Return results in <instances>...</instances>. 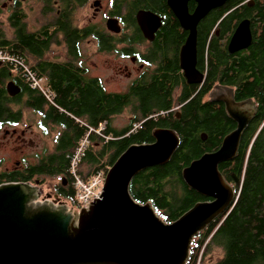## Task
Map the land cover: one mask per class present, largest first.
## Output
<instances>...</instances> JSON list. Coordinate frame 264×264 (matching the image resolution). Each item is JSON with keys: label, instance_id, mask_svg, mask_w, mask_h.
I'll list each match as a JSON object with an SVG mask.
<instances>
[{"label": "trees", "instance_id": "1", "mask_svg": "<svg viewBox=\"0 0 264 264\" xmlns=\"http://www.w3.org/2000/svg\"><path fill=\"white\" fill-rule=\"evenodd\" d=\"M152 1L136 0V8L163 10L161 0ZM244 1L231 0L224 8L213 12L209 16L207 32L229 12L219 24L224 33L222 36L227 34L228 37L229 26L234 27L242 18L248 17L253 22L254 42L244 51L229 54L225 44L221 43L224 37L210 40L206 33L200 39L201 62L208 66L207 78L201 87L183 98L185 101L199 92L184 105L180 119L174 114L170 117L161 114L173 106L175 89L172 85L156 83L135 87L127 93H110L95 79L78 77L71 67H56L52 76L55 82L50 81L48 86L53 103L47 100L53 107L49 121L61 129L55 136L53 154L42 160V167L34 166L29 171L9 175L0 171V184L31 183V178L47 176V168H52V174L61 179V184L56 187L57 195L75 204L73 179L70 177L67 188L63 187V169L59 168L69 169L70 157L88 130L80 122L95 128L106 122L104 134L110 137L102 140L91 136L92 144L78 167L84 179L97 171L105 174L129 146L153 142L154 129L168 128L175 131L180 140L176 153L168 164L140 172L132 180L129 190L137 202L150 203L161 219L172 223L196 203L209 200L184 183L182 170L203 154L216 151L223 138L236 128L223 108L214 106L212 110L211 104L202 102L203 96H207L214 85L230 86L237 101L251 99L255 102L257 114L244 131L235 158L219 165L221 174L235 191V202L227 213L216 218L193 239L186 264H264V9L263 3L258 2L254 9H249L246 4L241 5ZM33 45L34 38L30 34L18 32L6 38L0 31V51L9 56L24 58L30 55ZM25 64L29 65L27 61ZM136 103L143 110L135 109L137 112H133L127 127L114 128L112 117ZM142 120V125L134 128ZM202 133L207 136L205 141ZM215 248L222 251V256L213 263H205V257Z\"/></svg>", "mask_w": 264, "mask_h": 264}, {"label": "water", "instance_id": "2", "mask_svg": "<svg viewBox=\"0 0 264 264\" xmlns=\"http://www.w3.org/2000/svg\"><path fill=\"white\" fill-rule=\"evenodd\" d=\"M190 15L186 0H168L169 7L190 34L181 48V67L188 82L198 75L196 24L210 10L230 0H196ZM146 37L160 25L150 12L137 15ZM155 22V24H154ZM154 24V26H152ZM116 20L109 29L118 31ZM252 43L248 19L236 27L228 52L246 49ZM211 98L225 105L236 128L220 147L193 160L182 170L184 183L209 200L196 203L180 218L166 223L150 203H139L130 194V184L140 172L168 164L179 147V137L168 128L152 131L153 142L129 146L105 174L102 194L88 209L74 211L57 195L41 200L36 185L25 182L0 184V264H186L193 239L235 202V191L219 165L232 161L242 135L256 114L251 99L237 102L233 89L217 86ZM206 135H202V140Z\"/></svg>", "mask_w": 264, "mask_h": 264}, {"label": "flooded vegetation", "instance_id": "3", "mask_svg": "<svg viewBox=\"0 0 264 264\" xmlns=\"http://www.w3.org/2000/svg\"><path fill=\"white\" fill-rule=\"evenodd\" d=\"M161 1L164 3V8L163 10L161 9L162 14L160 13L161 11H153L155 8H136V0H0V26L7 23L12 33L24 32L33 36L34 45L32 52L22 59L24 62L31 61L30 66H28L41 79V88L43 90L49 91V82L55 80L52 76L55 75L56 67L59 68L60 66L71 67L77 72L78 77L83 80L95 79L105 88L100 76L88 75V69L81 59V43L86 40H92L96 47L95 54L105 57L104 60L107 59L105 61L106 65L114 70L113 75L110 77L113 83L119 79L126 81L125 83H118L120 85L124 84L125 87L122 91H108L105 88L107 92L127 93L135 87L156 83L172 85L175 89L174 100L171 103L173 106L170 110L161 114L168 117L174 114L177 119H180L184 105L193 96H197L199 92L197 94L194 93L185 101H183V98L189 95L196 87H201L207 78L208 66L207 64L203 66L201 62L200 39L204 38L206 33L210 40L213 37H224L225 39H222L221 43L225 44L224 48L229 53L228 43L238 24L248 19L252 32L253 22L248 17L242 18L234 27L233 25L229 26L230 34L228 37L227 34L222 36L224 33H222L223 30L219 24L229 14V12H226L220 18L218 24L207 32L209 16L213 12L224 8L231 0L220 8L210 10L201 18L195 26L197 39L195 69L198 75L194 77V80H200L201 82L190 83L181 67V48L185 44L190 31L182 26L169 7L168 0ZM256 2L259 4L263 3L264 9V0H246L241 5L246 4L249 9H254ZM186 5L188 13L192 15L198 6V2L196 0H186ZM81 8H88L92 16L84 25L75 24L74 20V14ZM140 12H150L159 18L160 25L154 32L153 39L147 38L138 24L137 15ZM258 14L259 12L255 16ZM30 16L32 17V22H30ZM110 20H116L118 31L109 29L108 22ZM29 22L33 27L30 30L28 29ZM259 34H256V36H259ZM175 38L180 40L177 42ZM254 38L255 36L252 32V43ZM56 44H60L63 47V51L59 52L57 58H55V52L51 49ZM221 48L224 49L223 45ZM95 68H98V64L95 65ZM217 86L226 85H214L207 96H203L202 102L211 104L212 110L214 106L216 109L223 108L226 113L225 105L221 102H214L211 98ZM179 97L181 98L179 99ZM38 106L41 108L38 109L39 111L36 109ZM138 107L139 103H136L134 106L130 104L124 109H130L131 113L137 112L136 110L138 109V111L143 110ZM51 108L53 107L48 103L41 89L32 88L19 67L10 61L0 60V152L10 150L15 156V158L10 159L6 167H4L5 161H7L6 158L0 157V171L3 174L9 175L29 171V168L34 166L42 167V160L50 158L53 154L54 149L50 151L45 145L40 147L34 141L33 133L30 131L31 125L27 123L23 125V110L30 109L39 117L37 122L39 131L46 135L49 125H54L49 121V116L53 115ZM234 124L236 125V123ZM8 137L15 138V140L8 144ZM30 143H35L33 148L38 149L37 152L30 154L26 151ZM59 169H63V172H61V176L64 178L63 187L67 188L68 180L71 177L70 173L68 174L69 169L67 170L65 166ZM51 170L52 168H47V176L41 175V178H56ZM41 180L43 179L34 176L30 181L32 185L38 187V191L41 193L40 199H43L46 194L42 193L43 183H41ZM56 195L55 189V194L52 196Z\"/></svg>", "mask_w": 264, "mask_h": 264}, {"label": "rangeland", "instance_id": "4", "mask_svg": "<svg viewBox=\"0 0 264 264\" xmlns=\"http://www.w3.org/2000/svg\"><path fill=\"white\" fill-rule=\"evenodd\" d=\"M91 16V11L88 8H81L78 9L76 11V13L74 14V20H75V24L78 25H84L88 19H90ZM101 18L103 19V17L101 16ZM30 22H32V17L30 16ZM29 22V23H30ZM32 24L30 23L29 25V30L32 29ZM1 31L4 33L6 38H11L12 37V30L8 27L7 23L0 26ZM52 51L55 52V58H57L59 56V52L63 51V47L60 44H56L54 45L52 48ZM96 52V47L95 44L92 40H86L84 42L81 43V53H82V60H83V64L87 67V72L89 76H100L102 78V81L104 82V86L108 91H116V92H120L124 89V84H118V83H125L126 81L119 79L118 81H114L110 78L111 75H113L114 70L110 69L107 65H106V60L105 57H100L97 56L95 54ZM9 55V54H7ZM18 59H20L21 61H23L22 58L18 57ZM11 62V61H10ZM14 63V62H12ZM24 65L25 62L23 61ZM29 65L31 64V61H28ZM15 64V63H14ZM98 64V68H95V65ZM16 66H18L17 64H15ZM30 70H32L28 64L26 65ZM21 66H19L20 68ZM22 68V67H21ZM20 68V70H21ZM22 71V70H21ZM33 71V70H32ZM34 72V71H33ZM133 119V113H131L130 109L126 108L123 110L122 113L115 115L112 117V125L114 128L116 129H122L125 128L129 125L130 121ZM39 121V117L38 115L34 114L33 111H31L30 109H24L23 110V125L24 124H29L31 125L30 127V131L33 133L34 136V141L40 146L42 147L43 145H45L46 147L49 148L50 151H52V149H54V145H55V136L60 132V127L55 126V125H49L48 127V133L42 134L39 131V128L37 127V122ZM77 121L79 122V120L77 119ZM142 121H139L138 123L135 124V126H141L142 125ZM106 123V122H103ZM101 123V124H103ZM96 136V135H95ZM83 138V137H82ZM81 138V139H82ZM80 139V140H81ZM15 140V138L12 137H8L7 138V143H12ZM79 144V142H78ZM12 145V144H11ZM35 146V143L33 144H29L28 145V149L26 150L27 152H29L30 154L35 153L38 151V149H34L33 147ZM77 148V147H76ZM3 156L6 158L7 161H5L4 167H6L8 165V163L10 162V159L15 158L14 154L10 151V150H5V151H1L0 152V157ZM82 170L84 172H86V167L82 168ZM43 179L41 180L43 183L42 184V193H45L46 195H44L43 199L44 200L47 198L48 195H53L55 194V189L56 187L61 184V179L56 177V178H48V177H44V178H40ZM53 197V196H52ZM62 200V199H61ZM63 202H65L69 208L73 209L74 211L79 210L76 204H71L69 202H66L65 200H62ZM222 256V251L219 248H215L211 251V253H209L206 257H205V263H213L215 262L218 258H220Z\"/></svg>", "mask_w": 264, "mask_h": 264}, {"label": "built area", "instance_id": "5", "mask_svg": "<svg viewBox=\"0 0 264 264\" xmlns=\"http://www.w3.org/2000/svg\"><path fill=\"white\" fill-rule=\"evenodd\" d=\"M0 60H7L14 62L18 66H21V70L25 79L28 81L32 88H39L43 92L44 96L50 103H53V95L48 93L47 91L41 88V79L36 76L35 72L30 70L26 65H24L23 61L18 59V57L9 56L4 52H0ZM80 122V121H79ZM81 126L88 127V131L85 136L79 141L77 148L73 152L70 157V167L69 173L73 179V186L76 190L75 194V204L77 205V211L81 209H88L91 203L94 202V199H98L102 194V188L104 184L105 174L102 171H97L92 174L89 178L84 179L78 172L79 164L81 163L82 158L85 156L86 151L90 148L92 144V140L90 136L99 135L102 136V133L106 129V123L100 124L98 128H94L85 124L84 122H80ZM138 126H134L137 128ZM110 139L107 137L106 140ZM74 209V208H73Z\"/></svg>", "mask_w": 264, "mask_h": 264}, {"label": "bare ground", "instance_id": "6", "mask_svg": "<svg viewBox=\"0 0 264 264\" xmlns=\"http://www.w3.org/2000/svg\"><path fill=\"white\" fill-rule=\"evenodd\" d=\"M99 127V126H98ZM97 127V128H98ZM88 128V127H87ZM95 128V127H94ZM88 131V130H87ZM92 136V135H91ZM91 136H90V138H91ZM96 138H99V139H102V140H105L108 136H106V134H104V132L102 133V136H99V135H96L95 136ZM91 140H92V138H91ZM106 174V173H105Z\"/></svg>", "mask_w": 264, "mask_h": 264}]
</instances>
